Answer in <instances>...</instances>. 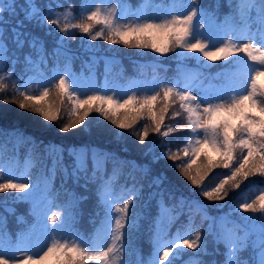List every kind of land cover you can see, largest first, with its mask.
Masks as SVG:
<instances>
[{"label":"snow or ice","instance_id":"6c2138e0","mask_svg":"<svg viewBox=\"0 0 264 264\" xmlns=\"http://www.w3.org/2000/svg\"><path fill=\"white\" fill-rule=\"evenodd\" d=\"M61 7L58 0L55 7L53 0H49L44 6L46 11L37 0H0V93L6 91L9 82L14 88L11 98H3L4 104H15L22 112L38 115L45 124L55 123L60 119V108L54 103H40L54 90L61 103L67 97L71 103L69 115L74 117L58 126L60 133L81 127L88 130L86 120L93 112L122 130L115 134L117 139H122L123 131H128L138 137L140 145H145L150 131L162 137H168L174 131H187L190 135L183 138L184 147L173 151L170 142L161 141L160 145L153 142L144 149V155L152 154L156 147H160L159 154L152 156L153 162L160 159L173 161L170 167L178 169L198 190L195 195L208 201L225 200L230 189H239L242 183L251 182L253 178H260L264 184V84L258 83L264 77V0H236L234 6L229 0L232 11L222 23H217L215 16L200 8L195 0L181 5L187 7L186 12L176 10L175 0L169 5L157 0H138L135 7L128 0H113L111 3L82 0L79 14L75 13V6L71 3L63 11H58ZM46 25L55 26V30L62 34L53 49L57 55L65 47V41L75 37L73 30H76L93 42L100 39L109 45L123 44L129 49H151L160 56L180 49L174 57L177 61L196 59L199 63L197 56L189 57L186 53H198L213 63L236 57L233 62L236 66L232 71L217 74V79L224 77L222 87L213 91L200 90V95L194 94L199 90L202 75L196 69L181 71L171 80L156 75L151 82L144 84L130 80L122 90L118 83L108 79L114 58L103 57L104 83L90 81L88 88L82 90L79 78L82 73L72 71L69 58L62 72H54L37 84L42 90L39 95H33L29 87L34 77L23 80L22 71L19 78L13 79L14 70L5 71V68L9 63L14 68L20 62L18 52L26 44L37 56L33 59L32 52L24 54V68L34 71L47 63L43 42L26 31L29 26L45 28ZM206 26L207 34L200 31ZM45 30L48 34L53 31L51 28ZM9 42L14 46L11 49ZM240 54L247 58L246 61ZM85 66L91 68V64ZM177 67L179 69L181 64L178 63ZM201 67L206 66L201 64ZM89 75L95 74L90 72ZM177 102L180 111L172 116L184 114L186 126H169L162 130L169 108ZM158 104L159 108L156 107ZM118 109L125 111L118 114ZM6 118L7 114L0 111V121ZM141 120L148 123L136 129ZM8 133L9 130L0 128V137ZM12 133L17 143L30 147L24 171L19 175H15L10 166L5 174L4 166H0V193H23L13 199L30 205L28 214L32 223L13 239L0 219V264H130L126 257L136 251L135 236L143 218L135 201L142 195L144 184H137L133 175L132 186L121 187L117 192L114 178L120 169L115 163L118 157L113 153L88 146L65 149L49 143L43 145V154L47 157L44 162L35 153L39 145L34 138L24 136L18 130H12ZM39 143L42 145L43 141ZM3 148L4 145H0V153ZM201 154L204 160L193 171V158ZM177 160L182 162L176 164ZM109 161H113L111 174L107 169ZM37 165L40 167L33 180L31 169ZM136 168L144 179L148 177L150 169L147 165H137ZM214 169L228 171L216 173L221 178L209 187L207 178ZM163 182V175H158L148 183L149 188L157 190L150 193L157 197V214L149 226L152 251L147 261L138 255L136 264H157V261L158 264H177V261L205 264L202 256L209 255V236L213 237L216 254L223 256L222 261L214 260L211 264H264V188L250 202L245 200L235 206L233 212L238 208L252 214L240 217L242 223H237L230 220L232 213L209 216L207 205L184 196L177 198L161 187ZM69 184L73 187L70 188ZM90 185L95 186V215H103L99 226L85 237L75 224L78 204L88 197L77 196L74 188L87 191ZM185 214L186 230L181 233L177 229L169 238L171 224ZM196 216H200L202 225L209 221L203 236L195 225ZM18 219L24 221L23 217ZM91 222L95 223V220ZM109 239L110 243H107ZM219 245H223V253L219 252ZM182 249L192 250L193 254L183 260L187 254ZM245 252L250 255L245 256Z\"/></svg>","mask_w":264,"mask_h":264},{"label":"trees","instance_id":"16d2710c","mask_svg":"<svg viewBox=\"0 0 264 264\" xmlns=\"http://www.w3.org/2000/svg\"><path fill=\"white\" fill-rule=\"evenodd\" d=\"M167 0H157V2H165ZM57 0H53V7H55ZM82 0H58V3L62 5L61 8L57 9L58 11H63L64 8H67L68 4L74 5L75 13L79 14L80 4ZM128 2L133 6L138 3V0H128ZM37 3L44 8V6L49 3V0H37ZM195 3L200 7L205 9L208 13L213 14L216 20H224V18L232 11L229 8V0H195ZM233 6L236 3V0H232ZM46 11V8H44ZM78 22V21H73ZM46 28L53 29L51 34L46 32ZM99 26H97V29ZM26 31H29L32 36H36L43 42L44 49L46 52L47 63L39 65L34 71H30L27 68H24L23 56L29 52H32L33 59H36L37 53L30 49L27 44L25 47L18 52L19 63H17L14 68L11 63H9L5 71L14 70L13 79H17L21 76L23 71V80H27L32 76H44L49 75L53 70L63 69L66 60L71 58V67L73 72H91L95 71L96 74L101 77L105 75V60L103 57L114 58V61L110 63V71L108 77L114 78L122 83L133 76H141L143 78H149L154 75L171 80L174 77H177L180 74V68L176 72L177 74L173 76L172 64L178 65L174 59L176 52H179L180 49H176L175 52L170 53V57H165L166 65L168 70L164 73V70L158 68V64H152L151 62L155 59V54L151 49H136L135 52L124 53L122 50L117 49L119 44L109 45L104 47V40L98 39L97 41H90L87 37L80 34L78 31L73 30L75 37L70 40L65 41V47L61 49L59 55L53 53L54 47H56V40L62 34L55 30V26H45V28H37L35 26H29ZM10 49L14 46L9 42ZM93 49V50H89ZM98 59V63L96 60ZM183 66L186 69H196L202 73L200 78H206V73L208 72V77H212L217 85H220L224 81V77L221 76L217 79L218 73H224L225 71H232L234 68L230 66H219L213 65L212 68L201 67L203 64L202 61L197 62L196 59H188L186 62H182ZM86 64H91V68L86 67ZM152 64V65H151ZM182 67V66H181ZM122 73V75H121ZM214 77V78H213ZM23 80L20 82L23 83ZM14 88L9 82L8 87L4 93H0V111H3L7 114V118L3 121H0V128L9 130V133L5 137H0V145H4L3 152L0 153L3 158L8 156H26L28 157V150L30 145L25 143H16L15 137L12 133V130H18L23 133L24 136H29L34 138L37 141L39 147L35 149V153H38L41 159L44 162H47V157L43 154V145L49 143H55L63 146L65 149L76 146H88L92 148H98L102 151L113 153L118 160L115 162L117 167L120 169V172L114 178V186L116 191L119 192L121 187H131L133 184L132 176L136 177V183H143L144 189L142 195L135 201L137 206V211L143 214V218L139 221V229L135 236L136 251L133 252L131 256L126 257L130 261V264H136V256L139 254L140 258H148L150 256L151 245L149 243V226L152 223V219L157 214V205L154 195L150 193H155L157 190L148 187L149 181L153 176L163 175L164 182L161 185L167 192L173 193L177 198L184 196L189 199H195L203 204L207 205L208 215L212 217L223 216V213H230L235 206L241 203L244 200L249 202L258 195L259 189L264 187V184H261L260 178H253L251 182L245 181L241 184L239 189L229 190V196L223 201H208L202 196H197L195 193L198 191L193 188L189 181L186 179L180 178L179 170L176 168L170 167L173 164V161L167 159H160L156 162H153L152 156L158 155L161 151L160 147H156L154 153L149 155H144V149L152 145L155 142L156 145H160L161 141L171 144L173 151H176L178 148L185 146V140L183 139L187 136V131H174L170 133L168 137H162L156 133L149 132L148 139L145 145H140L138 143V137L130 135L128 131H123V138L117 139L116 133L121 132L122 130L116 129L109 121L104 120L99 114L93 112L89 115L86 120L88 124V130H83V127L77 128L69 131L68 133H60L58 131V126L62 123L68 122L74 117H70L69 113L71 112V103L68 101L67 97L64 98V101L61 103L58 97L56 98H46L47 103H54L60 108V119L55 123L45 124V122L38 116L33 115L27 111L19 110L18 106L15 104H4L2 102L4 97L11 98L13 96ZM43 104V103H42ZM125 110L118 109V114H122ZM180 111L179 103L169 108L168 113L164 124L162 125V130H167V127L171 126L174 128H180L186 126L185 116L181 114L179 117L173 118L172 114L174 112ZM148 123L147 120H141L135 126L136 129H141V125ZM43 141L41 145L39 142ZM11 148V152L9 149ZM182 155V153H181ZM215 158V157H213ZM65 159H67V154L65 153ZM186 159V158H184ZM195 163L192 164V170L195 171L196 168L201 164V161L204 160L203 154L199 157L193 158ZM182 161L177 160L175 163L180 164ZM206 162V161H205ZM147 165L150 169L149 175L146 179L142 177V172L136 168V166ZM40 165L32 168L31 176L35 180L36 173ZM113 168V161H109L107 169L109 174H111ZM226 169H214L213 173L207 178V184L211 187L214 183L218 181L216 173L227 172ZM183 177V176H182ZM184 178V177H183ZM57 186H59V179L56 181ZM69 187H73L69 184ZM74 191L77 196H87L88 199L81 201L78 204L77 212V222L75 228L78 229L85 237H89L94 229L99 226L101 216H96L97 211V198L95 195V186L90 185L89 189L80 187H75ZM21 194L9 191L7 193H0V219L3 220L5 228L9 234H14L17 231L25 230L32 223V217L28 214L30 205L26 202H18L13 199V197L20 196ZM173 203V201H169ZM222 205L223 207H219ZM179 211V209H177ZM242 214H248L242 212ZM236 214H232L229 218L238 223L240 217H236ZM251 216V215H248ZM245 216V217H248ZM18 217H23L24 221L21 222ZM95 220V223H92V220ZM209 221H204L203 225L201 224L200 216H196L195 225L201 231L203 236L204 231L206 230ZM187 227V215H180L170 227L169 235H174L179 229L181 233L186 230ZM194 238V233H193ZM216 245L213 243V237H208V252L209 255L202 256V260L205 264H211L212 261H222L223 256L221 254H216L215 252ZM185 255L182 259L187 260L188 256H191L192 250L182 249ZM219 252L223 253V245H219ZM245 256H248V252ZM146 261V260H145ZM89 264H94V262H89ZM177 264H181V261H177Z\"/></svg>","mask_w":264,"mask_h":264},{"label":"rangeland","instance_id":"374dc122","mask_svg":"<svg viewBox=\"0 0 264 264\" xmlns=\"http://www.w3.org/2000/svg\"><path fill=\"white\" fill-rule=\"evenodd\" d=\"M179 1V2H178ZM178 1H176L175 3H176V10L177 11H184V12H186L188 9H187V7H181V5H187V3H188V0H178ZM104 2L105 3H111V2H113V0H104ZM254 15V14H253ZM255 27H256V25L255 24H253V28L255 29ZM200 31L202 32V33H205V34H207L208 33V28H207V26L204 28V29H200ZM157 39L158 40H160V41H162L163 40V38L162 37H157ZM103 46L104 47H108V43H106V41L103 43ZM118 49H120V50H122V52H124V53H130V52H135V50L136 49H134V48H131V49H129V48H127L126 46H124L123 44H119V46H118V48L117 49H114V50H117L118 51ZM154 53V52H153ZM170 53L171 52H169L168 54H166V55H164V56H160L159 54H157V53H154L155 54V59L151 62L152 64L154 63V64H158L159 66H158V68H161V69H163L164 70V73L168 70V68H167V65L165 64L166 63V61L164 60V58L165 57H167V58H169L170 57ZM174 53V52H173ZM185 55H187V56H189V57H191V56H197L198 57V59H199V61H202L203 62V64H204V66H206L205 68H212V66L213 65H219V66H230L231 68H234L236 65L233 63L234 61H236V57H233V58H230V60L229 61H223V60H220V61H216V62H210V61H207V60H205L202 56H199V54L198 53H186ZM240 56L246 61V57H243V54H240ZM176 60V59H175ZM186 61H188V59L187 60H183V61H177L176 60V62L177 63H180L181 64V66L182 67H180V72L181 71H184L185 70V67L182 65L183 63L182 62H186ZM151 64V65H152ZM71 69H72V67H71ZM57 71H59V72H62L63 71V69H59V70H53L49 75H44V76H32V77H34V82L30 85V87H29V90H30V92H31V94H33V95H39V93H40V91L42 90V89H40V88H38V86H37V84L39 83V82H42L44 79H47V78H49V77H51L52 76V74L54 73V72H57ZM208 71H210V69L208 70ZM92 73H94L95 75L94 76H92V75H89V73H85V72H82V75H80V80H81V84H82V90H86L87 88H88V86H89V82L91 81V82H98L100 85H102L103 83H104V80H99L98 79V75L96 74V72L95 71H91ZM29 79V78H28ZM204 80L205 79H203V78H200V80H199V82H198V85H199V90H196L195 92H194V94H197V95H200L201 94V92H200V90H206V91H213V90H215V89H217V88H219V87H217V86H215L214 84H211V83H208L207 85H205L206 83L204 82ZM114 81V80H113ZM136 81H139L141 84H144V83H148V82H151L152 80L151 79H149V80H140V79H136ZM111 82V81H110ZM114 82H116V83H118L117 81H114ZM258 83L259 84H264V77H262V78H260V80H258ZM120 86H121V89L123 90L124 88H126V86H127V84H120V83H118ZM225 84V80L223 81V82H221V84H220V87H222L223 85ZM57 96L55 95V91L53 90V92H52V94L49 96V97H46V98H56ZM46 98H45V100H43V101H40V103H47V100H46ZM81 98H83V97H81ZM156 107L157 108H159L160 107V105L158 104V105H156ZM188 135H190V133H188L187 134V136ZM17 143V142H16ZM18 144V143H17ZM9 152H11V148L9 149ZM210 155H213V157H215V155L213 154V153H209ZM26 158L27 157H23V156H20V157H16V156H8V157H6V158H3L2 156H1V154H0V166H4V172H5V174H7V170H8V167L10 166V167H12V169H13V171H14V174L15 175H19L20 174V172H22V171H24V168H25V160H26ZM195 158V157H194ZM32 170V169H31ZM179 176H180V178H182V179H185V178H183L182 177V175L181 174H179ZM31 178H32V176H31ZM261 188H264V187H261ZM261 188L259 189V192H260V190H261ZM259 192H258V194H259ZM19 194H21V195H23V193H19ZM245 201V200H244ZM244 201H242V202H244ZM248 201V200H247ZM241 202V203H242ZM227 213V212H226ZM226 213H223V214H226ZM230 213H232V214H236L237 216L236 217H238V216H248V215H252L251 213H248V214H242V212L241 211H239V209L238 208H236L235 209V212H233V211H230ZM257 216H259L260 214H256ZM231 220V219H230ZM232 221H234V220H232ZM235 222H237L238 223V221H235ZM169 238H171V237H169ZM107 243H110V239L108 240V241H106ZM151 251H152V248H151V250H150V253H151ZM247 254V252H245L244 253V255H246ZM138 255L139 254H137V256H136V260H137V258H138ZM248 255H250V253L248 252ZM129 258V257H128ZM148 258H149V256H148ZM148 258H145V260L147 261L148 260ZM157 264H158V261H157Z\"/></svg>","mask_w":264,"mask_h":264}]
</instances>
